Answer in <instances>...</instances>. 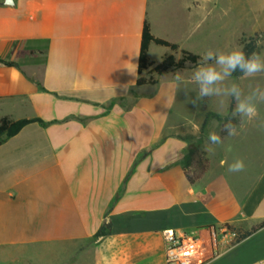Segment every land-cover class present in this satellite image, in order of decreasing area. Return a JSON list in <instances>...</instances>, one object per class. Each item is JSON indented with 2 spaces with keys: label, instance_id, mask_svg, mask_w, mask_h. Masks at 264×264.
I'll use <instances>...</instances> for the list:
<instances>
[{
  "label": "crops",
  "instance_id": "crops-1",
  "mask_svg": "<svg viewBox=\"0 0 264 264\" xmlns=\"http://www.w3.org/2000/svg\"><path fill=\"white\" fill-rule=\"evenodd\" d=\"M6 1L0 59L19 66L0 62V119L43 122L0 144V264H97L103 255L165 264V229L226 224L246 233L264 222V174L243 196L210 177L211 162L195 183L187 177L183 159L205 113L201 106L190 129L173 115L180 90L198 89V65L139 73L145 21L179 47L151 43L153 65L182 50L198 55L208 0H180L182 32L155 0ZM141 76L156 83L139 86ZM105 222L110 232L95 238ZM212 264H264V227Z\"/></svg>",
  "mask_w": 264,
  "mask_h": 264
},
{
  "label": "rangeland",
  "instance_id": "rangeland-1",
  "mask_svg": "<svg viewBox=\"0 0 264 264\" xmlns=\"http://www.w3.org/2000/svg\"><path fill=\"white\" fill-rule=\"evenodd\" d=\"M155 1L159 6L155 9L169 11L168 15L163 16L164 19L180 20L179 27L182 29L179 30L182 32L188 22V14L177 10L181 4L180 0ZM256 34L260 53L264 54V0H208L204 3L202 24L198 26L197 52L201 57L208 50L218 54L237 47L242 48V41ZM225 83H237L245 96L257 88L260 93H264V72L244 79L231 75ZM197 90V87L190 83L180 90V104L176 106L177 113L173 115V121H178L181 115L186 116L187 121L173 124L186 125L188 129L199 124L204 102L196 99ZM230 102L231 97L224 103H220L216 97H206L208 111L218 114L222 120L210 117L203 132L199 133L200 137L194 138V143L198 144L211 162L210 177L226 180L235 188L236 195L243 196L250 186L254 187L260 182L264 174V98L257 101L258 115L253 120H245L243 125L240 123L235 136H225L222 138L223 143L213 145L208 140L209 133L216 132L220 135L222 121L229 112ZM158 108L164 110L162 105ZM237 158L244 159L245 169L231 173L228 171V165ZM225 159L227 164L221 166L220 161Z\"/></svg>",
  "mask_w": 264,
  "mask_h": 264
},
{
  "label": "clouds",
  "instance_id": "clouds-1",
  "mask_svg": "<svg viewBox=\"0 0 264 264\" xmlns=\"http://www.w3.org/2000/svg\"><path fill=\"white\" fill-rule=\"evenodd\" d=\"M209 61H213V63H208ZM237 69L243 73L241 79L254 77L264 72V54L254 51L248 55L241 47L218 54L213 50H208L201 56L191 77L198 86L197 100L202 101L205 97H216L220 103H224L228 97L235 98L237 103L231 113L233 119H228L222 129L230 137L237 134V125L233 122L234 119L238 117L241 125L245 120H253L258 115L257 101L264 98V93H260L258 88L245 96L237 83H225ZM176 79H180L179 75ZM193 102L195 103V101ZM208 140L213 145L223 143L221 136L216 132H210ZM209 150L211 151V149ZM220 164L221 166L227 164V160H221ZM244 169L243 158L234 159L228 165V171L231 173L241 172ZM102 247H106V245H102ZM97 264H111V262L107 255H103Z\"/></svg>",
  "mask_w": 264,
  "mask_h": 264
},
{
  "label": "trees",
  "instance_id": "trees-1",
  "mask_svg": "<svg viewBox=\"0 0 264 264\" xmlns=\"http://www.w3.org/2000/svg\"><path fill=\"white\" fill-rule=\"evenodd\" d=\"M151 43H155L156 45L166 46L171 48L172 50H178V45L170 43L164 39L157 38L151 33L150 24L148 21H145L143 32H142V40H141V50H140V61H139V73L142 74L145 70H148L152 67L150 70L151 72H156L157 74H162L163 72H166L171 69H181L184 68L186 63H190L193 65H198V61L201 59L200 55L194 54L187 50H182V56L180 59H176L173 55L167 56L164 58V60L157 64L153 65L149 61L148 57V50ZM242 48L246 52V54L250 55L252 52H258L260 53V47L258 44V34L249 37L247 40L242 41ZM0 62L9 65V66H19L18 63L12 62V61H6L3 59H0ZM232 76L234 77H242L243 73L237 69ZM155 84L156 80L153 78H145L141 76L137 84L139 86L144 84ZM202 109L205 112V119L201 126V131L204 130L207 120L209 117L217 118L219 120H222V118L215 113H211L208 111V106L206 104V97L203 101ZM236 100L235 98L231 97V102L229 106V112L227 116L223 119L221 129H220V136L221 138H224L227 136L225 132L222 131L223 125L227 122L228 119H233L231 116L232 111L235 109L236 106ZM43 122L41 119H21L13 121L7 117H4L0 119V144H2L6 139L15 136L17 133L21 131L23 127L26 125L33 123V122ZM234 123H236L237 127L240 124L239 118H235ZM183 166L186 169L187 177L190 180L191 183H195L197 180L202 178L204 174L209 170L210 168V161L205 156L204 152L201 150V148L198 145H190L188 148V151L183 159ZM120 196V193L118 194L117 198ZM264 227V222H262L259 226L253 229L251 232L241 233V239H245L248 236H250L253 232L256 230ZM111 230V223L105 222L102 227L98 230V232L95 234V238H99L102 236L107 235Z\"/></svg>",
  "mask_w": 264,
  "mask_h": 264
},
{
  "label": "built area",
  "instance_id": "built-area-1",
  "mask_svg": "<svg viewBox=\"0 0 264 264\" xmlns=\"http://www.w3.org/2000/svg\"><path fill=\"white\" fill-rule=\"evenodd\" d=\"M165 264H212L240 242L241 233L229 225H211L198 230L165 229Z\"/></svg>",
  "mask_w": 264,
  "mask_h": 264
},
{
  "label": "water",
  "instance_id": "water-1",
  "mask_svg": "<svg viewBox=\"0 0 264 264\" xmlns=\"http://www.w3.org/2000/svg\"><path fill=\"white\" fill-rule=\"evenodd\" d=\"M5 4H8V5H10V4H12V3H11V1H10V0H8V1H6V2H5Z\"/></svg>",
  "mask_w": 264,
  "mask_h": 264
}]
</instances>
